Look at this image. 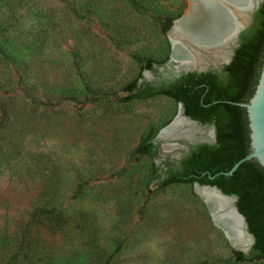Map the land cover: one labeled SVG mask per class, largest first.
<instances>
[{
    "label": "rangeland",
    "instance_id": "rangeland-1",
    "mask_svg": "<svg viewBox=\"0 0 264 264\" xmlns=\"http://www.w3.org/2000/svg\"><path fill=\"white\" fill-rule=\"evenodd\" d=\"M136 1L139 10L129 0H12L0 34V264L233 257L193 184L161 187L164 174L153 177L169 154L135 153L179 107L166 95L124 101V88L147 60L150 82L168 63V34L154 16L174 22L190 10V0ZM44 208H61V224Z\"/></svg>",
    "mask_w": 264,
    "mask_h": 264
},
{
    "label": "trees",
    "instance_id": "trees-1",
    "mask_svg": "<svg viewBox=\"0 0 264 264\" xmlns=\"http://www.w3.org/2000/svg\"><path fill=\"white\" fill-rule=\"evenodd\" d=\"M129 2L135 9H140L136 0ZM15 11L12 0H0V17L5 25L3 29L0 27V34L9 31L8 26ZM154 18L161 23L163 33H167L173 19L161 15H155ZM0 52L2 54L6 52L4 42L0 43ZM263 60L264 1L255 11L251 27L242 33L241 44L236 49L234 61L225 67L228 74L224 78L212 71L188 72L172 80L169 85L161 84L155 87L149 82L139 83L143 77V71H140L124 88L128 93L123 98L124 101L167 95L176 101H182L186 105L187 115L202 122H214L218 126L219 142L212 146L202 144L191 150L181 160L178 169L170 166L160 179L159 185L165 187L175 183L193 184L198 181L201 184L216 185L224 193L238 196L237 206L247 219L249 231L255 236V243L248 255L232 249L233 257L224 260L225 264L254 262L264 258V168L256 161L249 160L242 163L231 175L220 173L230 170L249 152V130L245 109L225 101L244 102L249 99L254 92ZM154 64L155 61L147 60L143 69L151 71ZM256 64L259 65L258 74H254ZM25 93L30 97L27 91ZM96 97L98 96L93 99ZM152 138L150 134L147 135L138 144L135 153L146 154L154 159L157 150ZM158 171L159 167L154 164V178L160 176ZM210 174L217 175L211 179ZM43 211L44 215L57 212L56 226L61 224L60 217L63 214L61 208L47 211L44 208Z\"/></svg>",
    "mask_w": 264,
    "mask_h": 264
},
{
    "label": "water",
    "instance_id": "water-1",
    "mask_svg": "<svg viewBox=\"0 0 264 264\" xmlns=\"http://www.w3.org/2000/svg\"><path fill=\"white\" fill-rule=\"evenodd\" d=\"M236 2L243 3V7L239 8L241 12L246 15V19L243 21L242 25L236 31V33L228 38L220 48H224L228 51L226 59H220L216 63L208 62L204 67L195 66V67H182L178 65L176 60V44L170 37V32L177 26V24H182L184 20L189 16L191 9L188 12H185L179 19L175 20L168 30V38L171 45V51L168 59L167 65L173 67L178 74L181 73H188V72H204L209 69H220L224 64H228L233 55V49L237 44V39L239 33L246 27L249 20L251 19V14L259 8L260 4L264 0H235ZM246 2H250L246 4ZM229 4L224 2V4ZM194 5V4H193ZM232 7V5H230ZM178 47V46H177ZM150 70H146L144 74L150 73ZM218 102V101H216ZM228 103H232L238 105L245 109L246 117H247V127L249 130L248 137H249V152L242 158H240L228 171L220 172L224 175H231L234 171L245 161L254 160L256 161L261 167L264 168V60L259 72V76L257 79V83L254 88L253 94L249 97L247 101L244 102H234V101H225ZM182 115L186 119L194 122L197 125V122L193 119L189 118L188 116L183 114V110L180 109L178 115ZM176 118V117H175ZM175 118L164 128L161 129L157 136V141L161 142V152L160 156L165 157L167 154H170V151H165L163 148V140H159L158 138L163 133L165 129L170 127L173 123ZM196 139L194 137H182L178 139H174L173 141L177 143L179 147H184L186 144L184 142H194ZM179 142H182L180 145ZM175 148V149H177ZM218 173V174H220ZM217 175V174H216ZM216 175H209V178L213 179ZM194 191L198 194L203 201L205 202L212 221L216 226H218L225 234L226 238L228 239L229 243L231 244L232 248L236 251H242L245 254H249L253 244L255 243V236L249 231V226L245 215L239 210L237 206L238 196L236 194H226L216 185L211 184H201L198 181L193 183ZM199 190H205L214 192L222 199L228 201L226 207H220L219 205L215 206L212 204L207 197H204L200 194ZM231 212L228 215V212ZM238 221V223L236 222ZM242 231L244 235V240L240 239L239 237L240 232Z\"/></svg>",
    "mask_w": 264,
    "mask_h": 264
},
{
    "label": "bare ground",
    "instance_id": "bare-ground-1",
    "mask_svg": "<svg viewBox=\"0 0 264 264\" xmlns=\"http://www.w3.org/2000/svg\"><path fill=\"white\" fill-rule=\"evenodd\" d=\"M224 2L229 4H224ZM248 3L250 2H246V4ZM242 7L243 3L235 0H190L191 12L189 16L170 32L171 39L177 43L176 60L178 65L204 67L208 62L216 63L220 58H223L224 51L228 54L226 49L219 46L233 36L246 19V15L239 9ZM201 130L200 126L197 127L194 122L179 114L158 139L164 141V150L171 152L178 146L173 141L174 139L194 137ZM199 192L215 206L226 207L228 204L227 200L222 199L214 192L205 190H199ZM230 214L229 211L228 215ZM236 222L238 223V221ZM239 237L244 240L242 231Z\"/></svg>",
    "mask_w": 264,
    "mask_h": 264
},
{
    "label": "flooded vegetation",
    "instance_id": "flooded-vegetation-1",
    "mask_svg": "<svg viewBox=\"0 0 264 264\" xmlns=\"http://www.w3.org/2000/svg\"><path fill=\"white\" fill-rule=\"evenodd\" d=\"M254 13H253V16L251 17L250 23L239 33V36L237 39V44L233 49V55H232L231 61L228 64H224L220 69H209V70L204 71V72L212 71L214 73H217L221 78H224L225 76H227L228 71L225 69V67L227 65H230L234 61L235 55H236V49L241 44L242 33L251 27L253 20H254ZM224 52H225V56L223 58H220V59L226 58L227 52L226 51H224ZM169 67L170 66L166 65V66H163V69H157V71H155V73L157 74V77L153 82L147 81L145 79L146 75L143 73V77L140 79L139 83L149 82L150 84H152L155 87L160 86L161 84L169 85L172 80L181 76L182 74H185V73L178 74L177 72H174L175 69H172ZM258 71H259V65L256 64L254 74L255 73L258 74ZM193 72H195V71H193ZM163 78H165V79H163ZM144 88H145V84L143 86V89ZM176 103L179 107V111H180V109H182L183 114L188 116L189 118L193 119L194 121H196L197 127L200 126V128H202V130L200 133H197L198 135H200V139H196L194 142H187L186 146L178 148V149L182 150L180 154L175 155L171 151V153L169 154V157L166 158V160H164L163 165L158 166L159 167L158 172L163 173V174H165V172L170 168V166L173 167L174 169H178L180 167L181 160L183 158H185L190 153L191 150L196 149L199 145L207 144V145L212 146V145H215L219 142V139H218L219 130H218V126L216 125V123H214V122L206 123V122H202L199 119L193 118V117L186 114V105L182 101H176ZM157 136L158 135H156L154 138H152L153 142L156 145L155 149L157 150L155 158L158 157L160 152H161V143L159 144L160 141L159 142L157 141V139H156Z\"/></svg>",
    "mask_w": 264,
    "mask_h": 264
}]
</instances>
